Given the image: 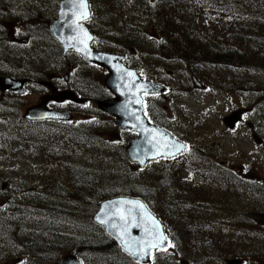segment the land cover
Masks as SVG:
<instances>
[{"label":"rangeland","instance_id":"rangeland-1","mask_svg":"<svg viewBox=\"0 0 264 264\" xmlns=\"http://www.w3.org/2000/svg\"><path fill=\"white\" fill-rule=\"evenodd\" d=\"M90 1L93 9L91 16L96 18L94 26L98 32H101L102 28L138 23V17L134 14V5L138 0ZM193 1L195 4H191ZM206 1L173 0L174 8L170 11H173L174 20L184 28L194 22L205 24L207 16L203 14L206 12ZM253 1H247L248 10L243 16H237L238 23L231 20L229 10L226 9V14H219L215 18L211 14L209 22H213L207 28L199 24V30L203 31L199 32L196 38L189 40V44L198 46L201 50L207 49L209 55L217 50V43L221 44L219 52L213 57L212 65L207 66L199 59L192 60L189 56L192 51L173 46L174 49L168 54L172 59L165 62L169 65L168 69L175 74L170 78L161 76L160 79L169 86V92L157 99L155 106L163 115H169L168 126L181 138L191 142L196 153L201 155L197 158L207 156L215 162L227 161L232 168L248 171L249 181H254L253 178L263 181L264 71L256 70L257 73L252 74L239 72L240 69L236 66L227 67L219 62L220 58L228 57L231 61L234 59L238 66L252 64L254 67H260L258 57L248 59V48L254 46L253 42L260 36L258 28H262L264 24V18L257 17L254 12L259 7ZM59 2L60 0H0V73L5 76L16 75L22 62L32 63V59L40 62V67L44 70L49 67L51 59L48 54L52 48L56 51L58 45L54 40L52 44L48 24L56 18ZM229 2L230 0L224 4L232 9L233 1L231 4ZM262 5L264 9V1ZM232 12L235 13L234 10ZM172 26L179 27L178 24ZM135 31L137 29L134 27ZM7 34L15 36L16 40L22 38L21 34H29L31 42L27 46H21L14 41L12 44L11 40H5ZM185 35L187 32L181 34L182 37ZM135 39L143 42L160 38L158 34L144 30L137 32ZM171 42L167 40V44L160 46L151 45L153 43L149 41V45H141L146 52L152 48L162 58L163 49L167 52V45ZM125 49L127 48L122 50ZM243 52L246 59L243 56L240 59L234 57L236 54L233 53L243 55ZM40 53V56H35ZM180 59H188L190 62L183 65L179 62ZM74 60L76 59H72ZM67 61L70 62L71 59L56 63L60 77L66 74L64 70ZM155 65L162 66L159 62ZM80 70L82 78H89L92 85L97 87L93 92L94 97L102 99L105 93L101 88L103 74L88 69L83 72V67H80ZM159 72L161 75L165 74L162 68ZM184 72H187V75ZM193 74L201 79L204 88L208 87V92L194 94L192 90L179 91ZM73 79H76V76ZM229 84L234 86L232 90L228 88ZM28 97L23 98L25 100L12 96L0 99V118H11L12 121L6 126L0 124V206L7 202L13 203L15 208H24V212H19L17 230L31 244H49L51 247L48 251L52 253V258L56 259L54 253L59 255V260L65 255L76 257L77 251H83L81 237H86L90 229L97 231L93 229L97 225L91 222L94 213H91V216L89 214V196L87 187L85 188L87 180H93L96 185L100 202L126 196L132 189L133 192L127 197H142L152 206L155 214L163 218L167 227L165 233L170 242L164 254L153 257L150 264H225L226 259L242 257L246 245L253 247L264 244V215L259 223L246 219L242 223V212L250 215L264 212V204L252 198V191L249 190V196L245 198V190L242 187H234V192H228L229 196L233 195L228 202H218L219 209L225 208L224 205L233 209V222L230 225L211 222L214 221L213 215L221 220H224L226 215L211 213L210 209L203 210L201 207L196 210V203L199 204L206 196L199 201L197 189L178 186L173 196L180 205L183 202L186 204L178 207L171 215H181L183 208L188 207L184 211L183 220H172L164 213V164L159 161L145 171L137 173L134 166L125 159L124 148L130 141V135L118 132L112 117L92 108L87 109L85 113L88 117L82 119L84 124L79 128V133L85 140L83 142H71L65 138L66 133L73 130L71 127L57 126L53 128V136L49 127L36 128V132L24 131L16 122L20 119L19 111L33 102V98L27 99ZM170 102L174 103L173 110L169 107ZM237 107L249 109L248 115L244 123L230 133L224 129L221 119L226 113L229 117L228 113L235 111ZM7 108L8 110H4ZM9 127L16 135L8 132L10 135L3 138L1 131ZM19 132L21 141L17 136ZM253 136L263 140V144L257 145ZM26 138L32 141L27 142ZM51 140L53 149H50ZM205 161L208 162L207 159ZM67 167H73L77 172H71ZM79 171L84 180H77L75 184L71 175L76 173L82 177ZM178 180L181 185H188L190 182H187L189 175L185 178L183 173H179ZM44 183L48 184L42 186ZM2 186H5V191ZM45 189H53V193ZM64 189L66 194L63 195ZM201 193L211 194L210 191L204 190ZM49 209H53V217L50 220L42 218V215L49 214ZM56 209H60L58 215ZM101 231L103 232L102 229ZM246 231L249 232L248 235L245 234ZM259 232L262 234L259 235ZM12 247L11 254V251L1 246L0 254H9L2 263L23 264L22 251ZM58 261L56 259L57 263ZM30 263L34 264L33 261ZM42 263L47 264L46 258ZM120 263L125 264L124 260H120Z\"/></svg>","mask_w":264,"mask_h":264},{"label":"flooded vegetation","instance_id":"flooded-vegetation-1","mask_svg":"<svg viewBox=\"0 0 264 264\" xmlns=\"http://www.w3.org/2000/svg\"><path fill=\"white\" fill-rule=\"evenodd\" d=\"M91 13H92V8H91ZM90 18L86 21L87 23L85 22V24L88 29L89 28L92 29V31H90L93 36V40L91 42V49L94 52L121 57L122 58L121 63L127 69L135 71L136 75L139 77L141 81L152 82L164 87L165 91L163 92V94L142 95L143 116L147 120V123L149 125L159 128L165 133L169 134L177 143L184 145L185 149L183 152L172 158H162L156 161L148 162L143 168H138L135 163H131V165L134 166L133 168L137 170V173L145 171L146 169H148V167H151L153 164L159 163V161H161L164 164L162 169L163 189L165 194L164 213L169 218H172V220H175L176 218H180L182 220L184 219L185 217L184 211L188 206L183 208V210L181 211V215H171L172 213H175V210L178 207L180 208L186 204L185 202H183L180 205V202L177 201V198L173 196L175 190L178 189V186L188 187L186 189H197L199 201L206 196V198L201 200L199 204L196 203L197 205L196 210L201 207L203 210L210 209L211 213H219L226 215V218L224 220L218 219L216 215H213L214 221L211 222L214 223H225L232 225L233 209L228 208L227 205H224L225 208L219 209L218 202L219 201L228 202L229 199H231L233 196L232 194L229 196L228 192L230 191L234 192L233 191L234 187L236 188L242 187L245 190L244 191L245 198L249 196V190L252 191V198H255V200L264 204V180L261 181L253 178L254 181H249L250 178L248 171H242L240 169L232 168V166L228 165L227 161L224 162L219 160V162H215L210 157L207 156H203L204 158H197V156L200 154L196 153L195 148L192 146L191 142L181 138L175 132V130H172L168 126V122H167L169 119V115L167 116L163 115L161 112H159V109L155 106L156 100L169 92V89H167V87L169 86L167 85V83H165L164 80L160 79L161 76L163 78L165 77L170 78L172 74H175L174 72H171L168 69L169 65L167 62H165L166 60L172 59V57H169L168 55L171 49L169 48V46H167L169 48V49L167 48V52H165L163 49V57H162L163 59H162L154 52L152 48L149 49L148 51L149 53L146 52V50L142 45L143 44L149 45V41H152L153 44L151 45L158 44L162 46V44H167V41L159 39V40H147L141 42L136 40L132 42L135 45L131 49H127L126 51L123 50L105 51L103 50L102 44L100 45L102 40L98 41L95 35L93 34L97 32V29H95L94 26L95 17L91 16ZM149 31L155 33L150 29ZM49 35L51 37L53 44V40H54L53 36L50 33ZM21 37L22 38L20 40H16L15 36L13 35L8 36L7 34L5 40L7 41L11 40L10 42L12 44L14 41L21 46H27L31 42V38H30L31 36L29 34H23V35L21 34ZM180 42L183 41L182 40L173 41L169 44L179 45ZM183 43L187 44L189 42L184 41ZM57 45L58 48L56 49V51L52 48L51 52L48 54L51 59L50 61L51 63L48 68H45V70L40 67V62L32 59L31 64L22 62L19 69H17V72L15 73L17 76L16 75L5 76L4 73H0V79L8 78L16 81H21V80L24 81V91L22 92V94L19 95L16 93H9L0 90V99H4L6 96L21 97L22 100H25L23 98H26L27 96H29L27 99L33 98V102L31 104H29L24 109H21L19 111L20 119H18L16 122V124L25 131L32 130L31 128H36V127L38 128L49 127L51 129L53 136V128L57 126H64V127H71L73 129L72 131H68V132H75L76 130H79V128L84 124L83 123L84 121H82V119L88 117V115H86L85 113L87 109L90 108L95 109L96 112H99L104 115L103 112L98 110L97 103L99 101L112 99V96L104 86V80L108 75L107 71L104 68L85 61L79 54H77L72 50L68 51L66 54H63L62 48L59 46L58 43ZM185 51H191V50H185ZM58 52H59V59L57 60ZM40 55L41 53L35 56H40ZM68 59H71V61L66 62L65 70H64L66 74L60 77L56 63L57 61L61 62V61H66ZM72 59H76V60L72 61ZM183 61L185 63L182 61L179 62L183 65H187L188 62H190V60L188 59H184ZM157 62H159L162 66H156L155 64ZM80 67H83V72H85L84 69H88V70H93V72L97 71L103 74L104 79L102 82L103 86L101 88L102 90H104L105 93L102 99H96L94 97L93 92L94 89H96L97 87L92 85L93 83L90 81L89 78L87 77L82 78ZM160 68L165 70V74L162 75L160 74L159 72ZM184 74L187 75V72H184ZM74 76H76V79H73ZM81 78L83 82H81ZM69 83L70 86H68ZM228 88L232 90L234 86L229 84ZM207 89L208 87L204 88L201 79L196 78L195 75L193 74L192 77L183 84V86L180 88L179 91L187 92L186 90H192L193 93L195 94L199 92L206 93L208 92ZM179 91L177 90V92ZM62 93H72L73 97L68 100L60 101L58 100L59 94ZM169 104H171L169 107H171V110H173L172 105H174V103L170 102ZM37 106L42 107V109H44L45 112H52L59 115H65L66 117H68L69 120L68 121H54L47 119L38 120V121L27 120L26 116L28 111ZM0 109H2L1 106ZM4 110H8V108ZM248 110L249 109H247L246 107H237L235 108V111L228 113L229 115H231L234 112H241L240 121L236 123L235 126L232 128H227L223 122V120L226 117H228L226 113V116L224 118L222 117L221 119V123L224 129L228 130L230 133L234 132L235 129L237 130V128L244 123V120L248 115ZM11 122H12L11 118H0V124L2 126H6ZM74 127H77V129L75 130ZM117 130L118 132H121L123 134L130 135L129 136L130 140H135L138 137V134L136 132L121 131L119 129ZM80 131L82 132L83 130L81 129ZM253 140L259 146L263 144V140L257 138L256 136H253ZM205 159H207L208 162L205 161ZM193 163H195V165ZM179 173H183L185 178L186 175H189V180H187V182L188 181L190 182L188 185L180 184L178 180ZM137 187L140 188L139 186ZM3 190L5 191V187ZM202 190L210 191L211 194L205 195L204 193H201ZM129 198L137 199L133 197H129ZM142 202L144 203L145 207L151 213H153V211H151V209H153L152 206L145 199H143ZM263 215L264 212L253 213L251 215L242 212L241 215L242 223L244 219H246L247 221L252 220L259 223L262 221ZM193 221H195V219ZM163 231L169 244L170 240L167 237V234L165 233L164 226H163ZM245 234L248 235L249 232L246 231ZM260 234H262V232H259V235ZM166 250L161 252H153L151 254V260L155 256L164 254ZM234 258L235 259H226L225 264H228L229 262H233V261L239 262V264H264V244H258L253 247H249L248 245H246L245 253L243 254V256L240 258L237 257Z\"/></svg>","mask_w":264,"mask_h":264},{"label":"water","instance_id":"water-1","mask_svg":"<svg viewBox=\"0 0 264 264\" xmlns=\"http://www.w3.org/2000/svg\"><path fill=\"white\" fill-rule=\"evenodd\" d=\"M84 2L87 4L86 8L81 7V0H60L56 18L49 22L48 31L61 46L63 54L72 50L85 61L108 72L104 86L113 99L99 101L97 108L112 117L118 129L138 134L137 139L131 140L125 148L127 160L137 164L138 168H143L149 161L172 158L180 154L185 146L174 141L169 134L159 128L149 125L142 114L141 95L160 94L164 88L154 83L140 81L135 71L123 66L121 57L99 54L91 50L92 35L83 25L90 16L89 6L87 0ZM85 12L87 19L82 18ZM0 90L20 95L24 91V81L1 78ZM72 97V93H62L59 94L58 100L64 101ZM240 116L241 112L233 113L223 122L227 128H232L240 121ZM26 119L69 120L65 115L45 112L39 106L29 110ZM121 216L127 217V225ZM92 221L103 229L106 237L113 241L122 253L137 264H148L151 251H161L167 246V239L160 242L161 235L165 237L160 222L139 200L115 198L104 201L99 205ZM132 224L137 226L131 227ZM125 227L128 228L127 232L124 230ZM237 263L239 264L233 261L228 264ZM57 264H82V261L72 255H65Z\"/></svg>","mask_w":264,"mask_h":264},{"label":"trees","instance_id":"trees-1","mask_svg":"<svg viewBox=\"0 0 264 264\" xmlns=\"http://www.w3.org/2000/svg\"><path fill=\"white\" fill-rule=\"evenodd\" d=\"M90 5L92 6V1L88 0ZM228 0H207L206 6L203 16H207V21L205 24L202 22H194L190 23V25H187L186 28L181 26V23H178L177 20L175 21L174 17L172 16L173 11H170L173 9V0H138L137 4H135L134 14L138 17L136 24H121L120 26H112L111 28H102L101 32L93 33L98 41L102 42L103 50L110 51V50H122L123 48H132L135 44H133V41H136L135 36H137V32H142L144 30L149 31L152 30L156 34L159 35L160 40L165 41H178V39L184 41H188L191 39H194L197 37V34L199 32H202L203 29H200V25H202L203 28H207V26L211 25V22H209V17L212 14V17H217L219 14H226L225 10L228 9V13H230L231 20L235 23L237 22V16H243L247 12V1L248 0H230L229 4L232 3L234 6L231 8H228L224 3H227ZM264 0H254L253 2L258 4L259 9L257 11H254L257 17L264 18V9L262 2ZM191 4H195V2H191ZM232 10L235 11V13L232 12ZM242 11V12H238ZM213 12V13H212ZM94 16V15H93ZM96 19V18H95ZM173 19V20H172ZM102 23V22H101ZM179 25V27H173L172 25ZM96 25V24H95ZM98 25V21H97ZM195 25V26H194ZM264 24L262 25V28H258V34L260 35L255 42H253L254 46L248 48V59L252 60L254 58H259V64L260 67H254V65L248 64V66L244 65H236L234 62V59L231 61L230 58L226 57L224 59H219V62L221 65H225L227 67L236 66V68L240 69L239 72H248V73H257L256 70H263L264 71ZM134 27L137 29V31L134 32ZM90 31H92L91 28H89ZM184 37L181 36V34L186 33ZM183 42H180L179 45L176 44H168L169 48L173 50V46L180 47L184 50H191L192 54L189 55L190 58L193 59H199L203 64L210 66L213 63V57L216 52H219L220 45L217 43V50L212 52L210 55L207 49L201 50L198 46L190 45L189 43L185 44ZM127 49L123 50L126 51ZM194 49L200 50L199 52H193ZM236 54L234 57L240 59L245 57L246 55L243 52V55ZM202 55H209L205 58H202ZM200 57V58H198ZM181 60V59H180ZM182 62L183 59L181 60ZM242 59L240 60V62ZM248 61V60H247ZM193 61H191L192 63ZM185 63V62H184ZM231 63V64H230ZM230 64V65H229ZM12 127V126H11ZM11 127L3 129L2 137L5 138L6 135L11 133L13 135H16L15 131H11ZM38 128V127H36ZM32 128L31 132H36L38 129ZM23 130V129H22ZM27 130V129H26ZM25 131V130H24ZM25 133V132H24ZM21 133L19 132L20 141H21ZM67 135L65 138L68 141L71 142H83L85 141L82 136H79V130H76L75 132L66 133ZM32 137V136H30ZM23 140V139H22ZM27 142L32 141V139L26 138ZM39 143V142H38ZM50 149L52 147L53 149V140L50 141ZM71 172H77L76 169L73 167H67ZM80 172V171H79ZM81 173V172H80ZM72 179L74 180V183L76 184L77 180H81L82 182L84 180V177L77 176L76 173L72 174ZM48 183L42 184V186L47 185ZM85 188L88 192L89 196V211L90 216L91 213H95L99 207L100 201L98 200V196L96 194V185L93 184L92 181H85ZM129 186V184H128ZM75 185V189H76ZM13 190V189H12ZM130 190V187L129 189ZM14 191V190H13ZM45 191H51L53 193V189H45ZM133 192L132 189L129 191ZM128 193V194H129ZM66 194V189L63 190V195ZM128 194L126 196H128ZM137 199H140L143 201V198L140 196H136ZM99 201V203H98ZM24 207V206H23ZM150 209V208H149ZM60 209H56V213L58 215ZM21 211L24 212V208H18L14 207L13 203H4L3 206H0V248L3 245V248H6L5 250L11 251L12 248H20L22 251V263L23 264H32L30 261H33L34 264H44L42 263L43 260L46 258L47 264H56L59 260L58 254H53V256L56 257V259L52 258V253L48 251L50 249V245H46L44 243H33L29 242L28 240H25L24 237L21 236L19 231L17 230L18 226V218L20 217ZM151 211H153L151 209ZM20 212V213H19ZM62 212V211H60ZM154 215L161 221L162 225L164 226V229L167 227L165 226V222L163 218L158 217L155 212L153 211ZM34 215V214H33ZM23 216V215H22ZM38 216V215H36ZM42 218L49 219L53 217V209H49V214L42 215ZM90 222V217H89ZM92 222V217H91ZM94 225V224H93ZM90 227L92 228V224L90 223ZM94 230L97 229L96 232H93L91 229L89 231V234H86V237H81V244L83 247V251H77L76 257L79 258L82 261V264H121L120 260H124L125 264H135L133 263L126 255H124L117 246L108 239L104 233L101 231V229L98 226H94ZM231 230L230 228H228ZM227 238V237H226ZM2 243V244H1ZM12 244V245H11ZM8 255H1L0 254V263L4 259H6ZM53 260V262H52Z\"/></svg>","mask_w":264,"mask_h":264},{"label":"snow or ice","instance_id":"snow-or-ice-1","mask_svg":"<svg viewBox=\"0 0 264 264\" xmlns=\"http://www.w3.org/2000/svg\"><path fill=\"white\" fill-rule=\"evenodd\" d=\"M81 7H83V8H86V7H87V4L84 2V0H81ZM82 18H83V19H87V13H86V12L82 14ZM130 75H131V74H130ZM140 206L143 207V205H140ZM121 219L124 220L125 225H127V223H128L127 217H126V216H121ZM153 223L155 224L156 222L153 221ZM113 226H115V225H113ZM136 226H137V225H135V224H132V225H131V227H136ZM124 230L127 232V231H128V228L125 227ZM164 239H166V238L163 237V236L161 235V237H160V242L162 243V242L164 241ZM152 246H155V245H152Z\"/></svg>","mask_w":264,"mask_h":264},{"label":"bare ground","instance_id":"bare-ground-1","mask_svg":"<svg viewBox=\"0 0 264 264\" xmlns=\"http://www.w3.org/2000/svg\"><path fill=\"white\" fill-rule=\"evenodd\" d=\"M42 45V44H41ZM31 64V63H30Z\"/></svg>","mask_w":264,"mask_h":264}]
</instances>
